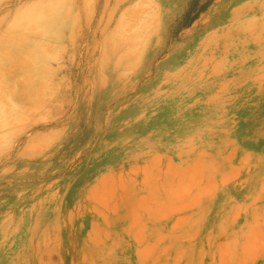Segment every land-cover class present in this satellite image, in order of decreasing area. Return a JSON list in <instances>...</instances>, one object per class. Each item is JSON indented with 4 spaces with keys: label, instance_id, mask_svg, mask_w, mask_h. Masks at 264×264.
Here are the masks:
<instances>
[{
    "label": "rangeland",
    "instance_id": "374dc122",
    "mask_svg": "<svg viewBox=\"0 0 264 264\" xmlns=\"http://www.w3.org/2000/svg\"><path fill=\"white\" fill-rule=\"evenodd\" d=\"M97 1L0 15V264H264V0Z\"/></svg>",
    "mask_w": 264,
    "mask_h": 264
},
{
    "label": "bare ground",
    "instance_id": "6f19581e",
    "mask_svg": "<svg viewBox=\"0 0 264 264\" xmlns=\"http://www.w3.org/2000/svg\"><path fill=\"white\" fill-rule=\"evenodd\" d=\"M22 1H25V0H12V1H7V0H2V1H0V15H5L6 17H8V16H11L13 13H15V16L17 15V13H18V7H19V5L21 4V2ZM96 1V0H95ZM101 2H102V0H101ZM101 2H99V1H97V3H96V8H95V10L96 9H99V7L98 6H100V3ZM105 3V5L104 6H101L102 7V12L101 13H105L104 11H105V8H106V2H104ZM120 6V5H119ZM87 8V7H86ZM129 12V11H128ZM131 12V11H130ZM129 12V13H130ZM56 14V13H55ZM135 14V13H134ZM94 15H95V11H94ZM136 15V14H135ZM134 15V16H135ZM129 16V15H128ZM131 16H133L132 14H131ZM136 18H137V15L135 16ZM140 18H142L141 16L138 18V20H140ZM102 19V17L100 18V20ZM128 19V18H127ZM59 19H56V20H53L52 22H54L55 23V25H57V21H58ZM93 20H94V18H93ZM125 20V19H124ZM123 20V21H124ZM137 20V21H138ZM142 21V20H141ZM122 22V21H121ZM125 22V21H124ZM42 24H43V22H42ZM121 24V23H120ZM136 24H138V23H136ZM140 24H141V22H140ZM121 26V25H120ZM119 26V27H120ZM119 27H117V28H119ZM123 28V27H122ZM121 28V29H122ZM125 28V27H124ZM146 29H148V27H147V24L145 25V26H143V30H146ZM153 29V28H152ZM128 30V29H127ZM118 31V30H117ZM141 31H142V29H141ZM144 32V31H143ZM151 32H153V31H151ZM12 33V31H10L9 29H3L1 32H0V34L1 35H3L4 37L5 36H8V35H10ZM139 33V32H138ZM125 34H127V33H125ZM138 37H140V35H138V34H136ZM151 35V34H150ZM122 36V35H121ZM126 36V35H125ZM119 38L117 39V41H116V45H114V47H112L111 48V53H112V55H116V58L113 60V61H111V62H109L110 60H106V59H100L98 62H95V60H93L92 58V56H89L90 58H88V60H87V65H91V67H90V71H88L87 73H88V77H91V78H93L92 76H93V74H95L96 72H95V67L97 68V67H103V66H105V63L106 62H109L110 64H108V69H109V73H111L113 70L116 72L112 77H104V68H103V74H102V76L100 77V78H95L97 81L95 82V83H97V85H100V81H101V83H102V79H108V80H110L109 81V84H110V86H113V88L114 87H118V86H120V88L119 89H116V90H114V96H115V98L116 97H118L119 95H122V89H123V86H124V84H123V78H124V76L125 75H127V71H128V69H129V65L130 64H132V62H134L136 59H138L139 58V51H136L133 47H131L130 45H125V46H123V43H122V39L120 38V36H118ZM126 37H128V35L126 36ZM42 38V40L44 41V40H46L43 36L41 37ZM124 38V37H123ZM77 39V38H76ZM126 39V38H125ZM41 40V41H42ZM127 44H129V43H127ZM75 48H76V46H74ZM189 52V51H188ZM184 53H185V51H183V52H181V55H184ZM118 54V55H117ZM187 54V53H186ZM185 54V55H186ZM92 57V58H91ZM125 58H127L126 60H125ZM129 58V59H128ZM139 60V59H138ZM184 62V61H183ZM94 63V64H93ZM137 63V62H136ZM170 66V65H169ZM179 66V65H178ZM135 67V66H134ZM176 67V66H175ZM175 67H173V69L175 68ZM133 69H131V71H132ZM85 76H86V72H84L83 73ZM111 74H113V73H111ZM84 87H86V84L84 83L83 85H82V87H80L79 89H80V91H82V90H84ZM8 102V101H7Z\"/></svg>",
    "mask_w": 264,
    "mask_h": 264
}]
</instances>
